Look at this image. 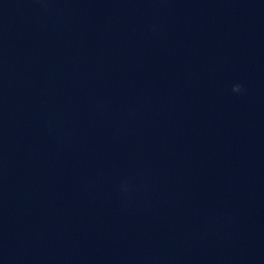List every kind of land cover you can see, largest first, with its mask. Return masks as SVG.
I'll list each match as a JSON object with an SVG mask.
<instances>
[{
  "label": "clouds",
  "instance_id": "9594fccd",
  "mask_svg": "<svg viewBox=\"0 0 264 264\" xmlns=\"http://www.w3.org/2000/svg\"><path fill=\"white\" fill-rule=\"evenodd\" d=\"M242 90H243V86L241 84H239V83L234 84L233 87H232V91L234 93H240V92H242Z\"/></svg>",
  "mask_w": 264,
  "mask_h": 264
}]
</instances>
